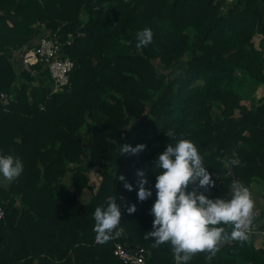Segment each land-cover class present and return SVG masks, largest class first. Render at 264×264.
Masks as SVG:
<instances>
[{"label": "trees", "instance_id": "16d2710c", "mask_svg": "<svg viewBox=\"0 0 264 264\" xmlns=\"http://www.w3.org/2000/svg\"><path fill=\"white\" fill-rule=\"evenodd\" d=\"M146 26L153 42L137 49L136 33ZM43 31L72 35L64 54L74 68L55 93L38 64L32 75L11 61ZM246 82L264 86V0H0V92L17 100L0 104V152L24 165L0 188V264H123L115 242L145 248L146 264H175L170 244L153 248L155 238H144L155 230L154 162L172 130L197 145L215 181L189 191L228 200L234 181L252 192L255 181L264 184V103H241ZM122 144L146 149L121 154ZM138 170L152 190L143 202ZM113 196L123 234L100 244L93 214ZM263 214L264 207L261 229ZM254 238L183 264H264Z\"/></svg>", "mask_w": 264, "mask_h": 264}, {"label": "clouds", "instance_id": "9594fccd", "mask_svg": "<svg viewBox=\"0 0 264 264\" xmlns=\"http://www.w3.org/2000/svg\"><path fill=\"white\" fill-rule=\"evenodd\" d=\"M153 37L151 28L144 27L136 33L135 47H147L153 42ZM166 135L172 142L166 144L165 150L154 162L159 169L154 185L156 199L151 207L154 216L152 227L155 230L145 233V240L149 236L154 237L153 248L170 244L175 264L190 261L199 253L215 256L220 245L225 242L247 241L255 207L249 187L234 181L231 185L233 192L228 200H212L189 191V185L197 181L201 187H215V181L203 166L204 158L193 141L177 137L172 130H168ZM145 149V144L135 147L122 144L119 153L135 155ZM231 164L238 165V159H232ZM23 169L19 156L0 152V185L6 187L13 183L23 173ZM137 175L140 177L137 197L143 202L152 196V190L145 187L148 184L145 172L138 170ZM119 180H124V176H119ZM124 187L128 191L133 190V186L127 182ZM120 199L123 201L124 198ZM115 201V196L108 197L106 207L101 205L95 208L93 231L97 243L104 244L123 234L121 211ZM135 211V204L128 207L130 214Z\"/></svg>", "mask_w": 264, "mask_h": 264}, {"label": "built area", "instance_id": "2783aa9c", "mask_svg": "<svg viewBox=\"0 0 264 264\" xmlns=\"http://www.w3.org/2000/svg\"><path fill=\"white\" fill-rule=\"evenodd\" d=\"M71 34L66 38L56 32L43 31L42 34L34 38L30 46H23L14 50L11 61L20 69L29 70L35 75L31 65H39L40 69L46 71L51 82L50 93L62 91L69 83V75L74 68V61L64 54L65 46L70 43ZM14 93L0 92V104L7 108L12 103H16ZM261 215V209L254 207L252 212V223L249 226V234H258L264 237V229L259 228L257 220ZM4 218V209L0 205V220ZM113 255L123 264H146L148 251L143 247L129 249L121 242H115Z\"/></svg>", "mask_w": 264, "mask_h": 264}, {"label": "rangeland", "instance_id": "374dc122", "mask_svg": "<svg viewBox=\"0 0 264 264\" xmlns=\"http://www.w3.org/2000/svg\"><path fill=\"white\" fill-rule=\"evenodd\" d=\"M259 37L258 35H256L254 38H253V42L256 44L259 40ZM32 85H38V83L35 81V82H32ZM241 90V93H243V97H242V101L241 103H243L244 105L248 106V107H251V106H256L259 102H263L264 103V86L263 85H258V86H251L250 82H246V84L244 85L243 88L240 89ZM90 175L92 177V181L93 183L97 184L96 182V175L94 173H92V171H90ZM252 187H253V192L252 193V196L253 197H256L257 199L260 197L261 199H258L259 202L261 204H263V207H264V184L261 180H258V181H255L253 184H252ZM255 191V192H254ZM79 192V191H78ZM204 192L206 193H209L210 191L207 189V190H204ZM80 195V197L82 199H88L89 196H90V193L89 191L87 190H82L80 191V193L78 194ZM259 205V204H258ZM261 210L263 209V207L261 206H258ZM264 215V214H263ZM255 225H260V222L258 223H254ZM249 235H252V234H249ZM258 237L257 239H261V238H264L260 235L257 234ZM256 240V239H255ZM257 242V241H256ZM258 245V244H257ZM259 246V245H258Z\"/></svg>", "mask_w": 264, "mask_h": 264}, {"label": "crops", "instance_id": "0c3cea01", "mask_svg": "<svg viewBox=\"0 0 264 264\" xmlns=\"http://www.w3.org/2000/svg\"><path fill=\"white\" fill-rule=\"evenodd\" d=\"M7 187V186H6ZM5 186H2V185H0V188H6ZM251 189H253V187L251 186ZM250 192H252L251 190H250ZM255 192V191H254ZM253 197V196H252ZM253 199H254V201H255V206H263V204H261L260 202H259V200L258 199H261L260 197L257 199L256 197H253ZM16 204H18V201L16 202ZM259 204V205H258ZM257 235L255 234V238H254V244L256 245V246H264V238H261V239H257L258 237H256ZM256 239V240H255ZM257 241V242H256ZM258 244V245H257Z\"/></svg>", "mask_w": 264, "mask_h": 264}, {"label": "water", "instance_id": "95a60500", "mask_svg": "<svg viewBox=\"0 0 264 264\" xmlns=\"http://www.w3.org/2000/svg\"><path fill=\"white\" fill-rule=\"evenodd\" d=\"M78 32H80V29H79V31ZM108 202V201H107ZM107 202H106V204H107ZM128 248L129 249H133L134 248V246H128Z\"/></svg>", "mask_w": 264, "mask_h": 264}]
</instances>
